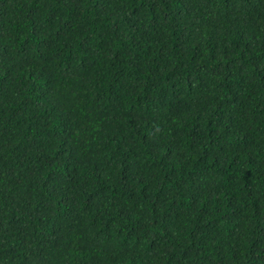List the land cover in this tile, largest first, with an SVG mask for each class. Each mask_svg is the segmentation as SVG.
Listing matches in <instances>:
<instances>
[{
	"label": "trees",
	"instance_id": "trees-1",
	"mask_svg": "<svg viewBox=\"0 0 264 264\" xmlns=\"http://www.w3.org/2000/svg\"><path fill=\"white\" fill-rule=\"evenodd\" d=\"M0 264H264V0H0Z\"/></svg>",
	"mask_w": 264,
	"mask_h": 264
}]
</instances>
